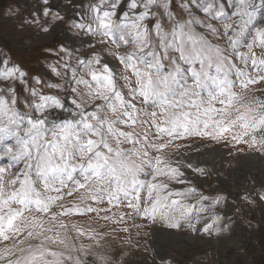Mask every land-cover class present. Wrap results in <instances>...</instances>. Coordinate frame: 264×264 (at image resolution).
I'll list each match as a JSON object with an SVG mask.
<instances>
[{"label":"snow or ice","instance_id":"6c2138e0","mask_svg":"<svg viewBox=\"0 0 264 264\" xmlns=\"http://www.w3.org/2000/svg\"><path fill=\"white\" fill-rule=\"evenodd\" d=\"M42 4L49 19L38 11L32 21L42 33L67 23L89 39L86 50L49 49L53 84L0 58V264H116L59 231L45 236L42 217L58 228L95 214L230 230L228 195L200 191L187 174H209L205 141L264 159V0H70L64 14ZM68 7L80 10L69 17ZM237 195L264 201L255 184ZM76 231L102 247V233Z\"/></svg>","mask_w":264,"mask_h":264},{"label":"rangeland","instance_id":"374dc122","mask_svg":"<svg viewBox=\"0 0 264 264\" xmlns=\"http://www.w3.org/2000/svg\"><path fill=\"white\" fill-rule=\"evenodd\" d=\"M81 2L87 3V0H75L77 4ZM69 3L70 0H50L52 8L61 14L65 13V6ZM42 10V0H0V58L14 61L30 78L40 77L47 85L57 82L47 68L48 64L55 62L49 49L56 50L63 43L69 49L86 50L89 38H75L74 33L66 31L67 23L63 27L54 28L49 34L42 33L39 26L32 23L35 19L33 14L38 11L41 13V21L49 19L43 17ZM79 10L68 7L67 15L72 17ZM33 86L39 88L34 83ZM18 91L21 94L20 106L23 108V96L27 92L22 85ZM43 91L48 93L50 89L44 87ZM211 148L222 153L221 158H215L213 165L207 163V177L197 178L195 174L188 173L187 178L206 194L216 190L228 195V208L225 211L230 230L221 235L202 232L193 234L188 229L172 230L159 221L153 225L140 219L113 224L99 219L95 214L65 217V224L77 220L74 231L67 226L64 230L54 227L51 233L45 232L44 235L54 236L59 231L62 238L77 246V250L83 245L90 254L110 253L115 257L116 264H264V201L256 200L249 204L237 195L245 189L251 191L254 184L256 191L264 190V159L246 152L237 154L235 150H231L230 155L229 149L211 141L203 143L201 152ZM172 151L169 149L167 154ZM0 166H6V162L0 161ZM74 201L75 198H70L65 203L70 205ZM118 216L119 210H116ZM134 224L143 227L137 229ZM124 227L129 231L124 232ZM80 228L102 233V247H96L95 240L77 235L76 230ZM29 242L35 243L26 241ZM47 246L57 251L64 250L62 246L53 245L50 241ZM92 264H98V261H92Z\"/></svg>","mask_w":264,"mask_h":264},{"label":"bare ground","instance_id":"6f19581e","mask_svg":"<svg viewBox=\"0 0 264 264\" xmlns=\"http://www.w3.org/2000/svg\"><path fill=\"white\" fill-rule=\"evenodd\" d=\"M202 153H204L203 156H201L202 160H207L208 163L210 164H214L215 163V158L217 159V157L219 158L221 156L222 151H218L215 148H211L210 150L207 151H202ZM221 158V157H220ZM219 162V161H218ZM42 220L44 221V227H52V229L54 227H58V219L57 221H52L50 217H42ZM77 220L72 221V222H68L67 224H65L67 227H69V229H72V231L75 230V226H76ZM84 225H86V222L84 221L83 223ZM82 225V222H81ZM79 228V227H78ZM61 230L67 229V228H59ZM81 229V228H80ZM84 229V228H82ZM86 230V229H85ZM51 242V241H50ZM82 245H80L81 247ZM77 247V246H76ZM94 249V248H93ZM92 251V250H91ZM96 251V250H95Z\"/></svg>","mask_w":264,"mask_h":264}]
</instances>
